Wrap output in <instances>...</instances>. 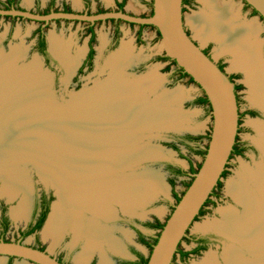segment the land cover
I'll use <instances>...</instances> for the list:
<instances>
[{
	"label": "rangeland",
	"instance_id": "rangeland-1",
	"mask_svg": "<svg viewBox=\"0 0 264 264\" xmlns=\"http://www.w3.org/2000/svg\"><path fill=\"white\" fill-rule=\"evenodd\" d=\"M87 1L89 8H86L82 0H57L55 8L61 9L67 7L80 13L87 10L91 14H96L98 12L118 10L119 7L117 0ZM226 1L233 3L238 9V23L256 22L259 24V30L253 36V40L259 42L262 50L264 45V19L255 13L251 7L247 6L243 0ZM20 5L29 10L36 8L34 0H20ZM40 7L44 10L51 9L53 6H50L49 0H40ZM184 7L185 23L191 36L201 47L209 50L214 60H223L225 70L229 74H235L237 82L241 85L238 92L240 95L242 119L238 143L240 146L247 145V143L253 146L243 154L232 156L231 164L228 167L227 174L223 178V184L220 189L221 199L214 205L208 204L204 216L197 219L190 228V232L220 231L215 226L216 222H222L226 225L231 224V221L223 215V209H233L240 217L244 215L245 210L244 205L227 192L226 187L229 180H242L244 178L251 189H256L254 173L264 164V154L260 147L261 135L251 122L256 120L264 121V109L254 101V96L245 82L246 73L235 64L238 59L235 54L222 50L221 45L215 39H201L196 34V30L189 19L192 15L205 10L206 7L199 0H187ZM124 9L134 15L149 16L153 11V0H127ZM89 25L88 22L64 19L44 24L26 19H9L0 16V55L9 54L11 51H21V56L16 63V68L18 69L31 67L39 63L41 74H45L50 80L49 90L53 98L52 103L55 106L68 105L82 90L101 86L102 83L106 82L118 70L126 82L140 83L145 78H150L148 82L151 84L148 87L150 90L145 93L143 92L142 95L146 96L150 92V104L146 101L145 103L149 106L155 104L160 107L158 108L159 113L157 114L159 116L157 115V117H159L160 122L163 120L165 124L162 122L161 125L158 124L152 128L145 129L143 137L135 142V147H133L134 144L127 143L123 144L126 145L124 147L121 145V149L124 153H128V151L134 149H148L152 152L150 154L152 156H146L147 158L145 160L142 159V161L138 159L139 161L133 163L124 172L120 171L121 174L119 171L111 173L113 176L121 175L125 177V174L127 177L130 176L134 180L132 181L128 178V180H131L129 183L136 182L137 186H139L138 193L141 197L146 196L139 202L136 208H134V204L133 207L131 206L132 202L128 198H124L128 200L121 204L129 207L127 210L130 212H123L117 204L115 205L116 202L112 201L115 210L112 211L110 218L101 217L97 219L92 215V212L84 211L86 223L88 225L92 223L99 225L102 230L107 231L112 238H115L121 244L123 251H115L116 254H114L109 241L106 237H103L100 246L94 250L88 262L79 261L78 257L84 253L86 244L89 241L87 235H83L78 239L75 237L74 231L67 228L60 239L55 242L52 237H44V230L48 220L38 232L22 237L21 230L27 224L28 215L27 217L18 219L14 217L13 211L21 206L23 197H29L28 205L30 209L31 193L28 195L23 191H17L11 197V194L5 191L11 183L10 178L13 175V170L18 169L28 180L30 177L34 191L37 194H42V192L56 193L58 191V187L54 185L49 176L47 177L48 180L45 181L32 162H24V160L29 158L23 159L21 157L17 162L11 161L5 168L3 167L4 169L0 174V216L2 206L4 204L7 205V215L11 222L9 230L4 235L7 240L21 241L30 246L44 248L50 254L61 257L68 264H101L102 258H106L110 264H120L118 261L120 255H129L126 249L127 246L136 247L145 257H149L151 253V248L148 245L142 244L134 231L120 220L128 217L142 222H155L157 220L162 223L166 222L174 206L177 204L176 195L181 196L192 179L189 175L173 178V174L170 171L172 169L171 165L177 164L183 167L184 170L189 171L191 166L197 168L204 157L190 152L187 147L181 144L178 150L170 145L172 142L179 143L178 136L202 135L204 138L200 143V147L205 149L209 142L213 120L206 106L196 101L199 96L203 95V91L198 84L189 80V77L181 79L178 74L173 73L177 69V66L172 65L169 68L168 65L170 63L162 60L164 53L160 48V38L157 28L149 25L141 26L123 20L119 22L111 20L96 22L94 25L95 41L93 42L96 52L89 68L90 64L88 66L86 63L91 37ZM42 26L45 27L44 31L48 41L50 37L51 40L52 38H56L59 41L61 51L53 48V43H51L53 51L57 53L63 64L58 59H56L57 62L55 63L49 60V64H47L44 58L36 51L35 45L38 41L37 31ZM116 30L119 31L118 34H116ZM124 43L125 45H130L131 60L128 66L119 67L117 70V66H112V63L115 61L114 53L120 50ZM82 67L83 70L80 71ZM72 68L73 73H71ZM49 72L53 74V79ZM141 101L143 102L144 100ZM249 110H255L257 114H249ZM117 147L119 148V146ZM153 157L160 159H148ZM58 164L46 163L48 165L47 174L50 175L52 172H57ZM171 181H174V184ZM151 184L155 189L152 186L150 188ZM66 187L68 188V184H66ZM55 201L63 203V199L59 200L57 196L55 197ZM148 232L151 235L149 238L152 239L160 230L151 228ZM224 232L223 230L221 231V233ZM226 233L228 232L224 234ZM227 235L233 237V239L226 237L227 242L223 243L220 247L210 248L201 254H193L186 261H180L179 257H177L175 264H228L226 254L233 250L239 251L242 257H244L243 260L249 258L256 259V256L244 246L245 238L243 236L238 235L234 237L229 233ZM2 236L3 234L0 230V239ZM235 240L241 244L243 243V246ZM181 247L190 249L191 244L184 240ZM0 264L34 263L25 259L13 258L9 260L7 257L0 256Z\"/></svg>",
	"mask_w": 264,
	"mask_h": 264
},
{
	"label": "bare ground",
	"instance_id": "bare-ground-1",
	"mask_svg": "<svg viewBox=\"0 0 264 264\" xmlns=\"http://www.w3.org/2000/svg\"><path fill=\"white\" fill-rule=\"evenodd\" d=\"M199 1L206 9L189 19L196 34L201 39H215L222 50L235 54L238 58L235 64L246 73L245 82L254 101L264 109V61L259 42L253 40L259 24L238 23V9L226 0ZM51 42L53 48L61 51L56 38ZM129 46L124 43L114 53L112 66H117V70L128 66L131 60ZM20 52L0 55V174L9 162H17L22 157L29 158L24 162L34 163L43 178H53L63 203H57L51 212L44 237H52L56 242L67 228L72 229L78 239L87 235L89 241L84 253L78 257L79 261L87 263L103 237L114 251L122 252L121 244L107 231L99 225L86 223L84 211L92 212L97 219L110 218L115 210L112 201L123 211L130 212L129 207L121 203L129 199L132 207L133 204L138 206L146 196L141 197L138 193L136 182L129 183L134 180L130 176L112 174L124 172L136 156L152 153L142 149L125 154L121 149L127 143L135 147L145 129L163 122L157 117L160 107L145 103L149 102L150 92L142 95L150 90V78L140 83L126 82L118 70L101 86L82 90L68 105L55 106L49 90L50 80L41 74L39 63L16 68ZM251 123L261 135L260 147L264 154V121ZM46 163H59L57 172L48 175ZM13 171L5 191L11 197L17 191L30 195L29 180L18 169ZM254 179L255 190L244 178L229 180L227 192L244 205V215L240 217L233 209H223V215L231 224L216 222L215 226L234 237L243 236L244 246L256 259L243 260L242 254L233 250L226 254L228 264H264V164L254 173ZM28 204L29 197H23L21 206L13 211L14 217H27ZM101 264L110 262L102 258Z\"/></svg>",
	"mask_w": 264,
	"mask_h": 264
},
{
	"label": "water",
	"instance_id": "water-1",
	"mask_svg": "<svg viewBox=\"0 0 264 264\" xmlns=\"http://www.w3.org/2000/svg\"><path fill=\"white\" fill-rule=\"evenodd\" d=\"M243 1L248 3L264 19V0ZM0 15L24 17L36 22H44V24H49L51 21L59 19L92 24L98 21L116 19L138 25L153 26L160 33V48L164 55L174 59L178 66L183 68L193 78L194 82L198 84L203 91V95L207 96L211 106L213 122L206 154L201 162V167L194 174L191 184L181 196L180 201L174 206L172 213L165 222L164 228L160 231L159 239L154 245L147 263L172 264L180 244L188 235L201 209L223 178V173L230 162L240 127V111L235 83L187 32L183 0H153V13L149 16H138L121 10H111L96 14L64 11L38 14L15 8L0 9ZM49 51L55 59H58L63 64L60 57L53 51L51 37L49 38ZM49 73L53 79V74ZM71 73H73V68ZM158 124L160 123L156 122L153 126ZM134 151L137 150L134 149ZM146 156L150 157L152 155L144 153L141 156H136L134 163L139 161L138 159H141V161L142 159L145 160ZM148 159L156 160L160 158L153 157ZM33 165L37 168L34 163ZM49 178L53 182V178L51 176ZM44 179L45 181L48 180L47 178ZM29 184L32 202L34 188L30 177ZM55 195L59 200L61 199V194L58 191ZM56 204L57 201H54L51 207L52 211ZM225 236L233 239L226 234ZM235 241L240 243L237 240ZM241 246L243 245L241 244ZM113 253L116 254V252ZM0 256L7 258L13 256L28 260L34 264H63L47 250H41L21 241L0 240Z\"/></svg>",
	"mask_w": 264,
	"mask_h": 264
},
{
	"label": "flooded vegetation",
	"instance_id": "flooded-vegetation-1",
	"mask_svg": "<svg viewBox=\"0 0 264 264\" xmlns=\"http://www.w3.org/2000/svg\"><path fill=\"white\" fill-rule=\"evenodd\" d=\"M34 1L36 2V8L29 10L28 8H25L22 5H20V0H0V9H13V8H15V9L30 11V12L38 13V14H47V13H51L53 11L76 12L75 10L67 8V7H63L61 9L55 8V3L57 0H49L50 6H53V7H51V9H44V10L41 9V7H40V0H34ZM82 1L84 2L86 8H89L88 7L89 6L88 1L87 0H82ZM120 2H121L120 0L119 1L117 0L118 5ZM185 5L186 4H184V6ZM118 10H120L119 7H118ZM118 10H115V11H118ZM123 11H126V10L123 8ZM83 13L91 14L87 10H86V12L84 11ZM98 13H101V12H98ZM0 16H3V15H0ZM3 17L9 18V19H17L18 18V19L30 20V19H27L24 17H18V16H3ZM59 20H61V19H59ZM31 21H33V20H31ZM42 23H44V22H42ZM42 27H39V29ZM43 28L45 29V27H43ZM186 29H187V27H186ZM187 32L190 34V32L188 30H187ZM37 34H38V41H37V44L35 45V49L38 52V54L44 58V60L46 61L47 64H49V60L53 61L54 63L57 62V60L53 57V55L49 51V41L47 39V36H46V42L48 45L47 50H48L49 54L48 55L42 54V52L40 51V48L38 47L40 45V42H41L39 40V32L38 31H37ZM202 49L206 54H208L211 58H213L211 56V54L209 53V50L207 48L202 47ZM89 51H90V49H89ZM261 55H262V59L264 61V45H263L262 50H261ZM215 62L224 72H226L228 74L229 78L235 83L236 95H237L238 106H239V111H240V120H239L240 127L238 130L237 141L235 143V146H234V149H233V152L231 155V159H232V156L243 154L246 150H248L249 148H252L253 146L249 143H247V145L244 144L243 146H240L238 143V141H239L238 138H239V135L241 132V119H242V113L240 110V104H241L240 103V95L238 92L241 85L237 82V78H236L235 74H229L225 70V65H224L223 60L219 59V60H215ZM249 114L256 115L257 112L255 110H249ZM182 137H185V136H182ZM231 159H230L229 164L227 165L226 170L223 173V178L225 177V175L228 172V167L231 164ZM223 178L219 182V184L217 185V187L214 190V192L212 193L211 197L205 203L204 207L201 209L197 219L204 216L205 212L207 211L206 207L208 204L214 205V204H216V202L219 199H221L220 189H221L222 184H223ZM55 197H56V195L54 192H51V193L42 192V194H37L36 191L33 192L32 202L30 204V209H29V213H28L27 224L21 230L22 237H23L24 233H29L28 235H30V234L38 232L39 229H41L38 227L40 226V223L43 221V218L46 215H47V217H46V221H47L48 216L51 213V209H52L51 207H52L53 202L55 201ZM46 221L44 222V224L46 223ZM120 221L123 222L131 230L134 231V233L138 237V240L142 244L148 245V246H151L153 244L154 237L152 239H150L149 237H151V235L148 232L149 229H151L148 226V223L150 221H143L142 222L138 219H131L128 217H124ZM5 225L7 226V231H8L10 226H11V222H10L9 216L7 215V205L4 204L2 206L1 216H0V230H1L2 234L4 231ZM2 239L3 238H1L0 240H2ZM5 240H7V239H5ZM184 240L188 241L191 244V247H190V249H186L184 247H181V244H182L181 243L172 264H175V260L177 257H179L180 261L181 260L186 261L193 254H201L202 252H204L210 248L217 247V246L220 247L223 243L227 242V238H226L225 234L221 233V231H218V230L217 231H200V232H190L189 231L188 235L184 238ZM8 241H10V240H8ZM37 248H39V247H37ZM126 249L129 253V255H120V258L118 259L120 264H125V263L131 264V261L139 260L137 254L135 252H139L140 254H142L141 251H139L136 247H133V246H127ZM43 250H45V249L43 248ZM113 252H115V251H113ZM55 257L60 262H62L63 264H68V262L63 260L61 257H59V256H55Z\"/></svg>",
	"mask_w": 264,
	"mask_h": 264
},
{
	"label": "trees",
	"instance_id": "trees-1",
	"mask_svg": "<svg viewBox=\"0 0 264 264\" xmlns=\"http://www.w3.org/2000/svg\"><path fill=\"white\" fill-rule=\"evenodd\" d=\"M126 3V0H122L120 3H119V9L121 11H123V8H124V5ZM187 3V0H183V4H186ZM247 6H249L248 3H245ZM250 7V6H249ZM255 13H257L256 10H254ZM153 13V11H152ZM258 14V13H257ZM111 21L113 22H119L121 20H116V19H112ZM141 26H146V25H141ZM38 32H39V40L41 41L40 42V45L38 46L40 48V51L42 52V54H46L48 55V50H47V42H46V34H45V31H44V28H40L38 29ZM89 32L91 33V37H90V41H89V45H90V51L88 53V57L86 59V63L90 64L89 68L91 67V64H92V61H93V58H94V55H95V48L93 46V42L95 41V31H94V24L90 23L89 25ZM119 31L116 30V34H118ZM158 35H159V38H160V33L158 31ZM162 60H165V61H168L170 64L168 65V67L170 68L172 65H176L177 66V69L173 72L174 74H178L179 77L181 79H184L186 77H189V80H191L192 82H194L193 78L190 77L185 71L183 68L179 67L177 62L166 56V55H163L162 57ZM83 70V67L80 69V71ZM196 101L200 104H202L203 106H206L209 114H211V106H210V103H209V99L207 98L206 95H202V96H199ZM178 142H172L170 146H172L174 149L178 150L180 149V144L187 147L188 150L194 154H198V155H202V156H205L206 154V151H207V147L204 149V148H201L200 147V143L202 141V139L204 138V136L202 135H197V136H194V135H187L185 137H181V136H178ZM165 163H170V162H165ZM172 169H170V171L172 172L173 174V178L175 177H181V176H186V175H189L190 177H192L191 181L188 183L187 185V188L189 187V185L191 184L192 180H193V176L194 174L197 173L198 169L201 167V163L198 165L197 168H194L193 166L190 167V170L189 171H186L184 170L183 167L177 165V164H173L171 165ZM172 184H174V181H171ZM184 194V193H183ZM182 194V195H183ZM181 195V196H182ZM181 196H178L176 195V200H177V203L180 201L181 199ZM46 217L47 215L43 218V221L40 223V226L38 228H41L44 224V222L46 221ZM148 226L150 228H153V229H156V230H162L165 226V223H162L161 221L157 220L155 222H149L148 223ZM7 231V226L5 225L4 226V231H3V236H2V240H5V233ZM29 233H24L23 234V237H26ZM159 236H160V232L154 237L153 239V244L151 246H149L151 248V251L154 247V245L157 243L158 239H159ZM8 241V240H7ZM41 250H43V248H39ZM139 258V260H136V261H131V264H147L148 263V260H149V257H145L143 256L142 254H140L139 252H135ZM13 256H10L9 257V260H12Z\"/></svg>",
	"mask_w": 264,
	"mask_h": 264
},
{
	"label": "crops",
	"instance_id": "crops-1",
	"mask_svg": "<svg viewBox=\"0 0 264 264\" xmlns=\"http://www.w3.org/2000/svg\"><path fill=\"white\" fill-rule=\"evenodd\" d=\"M127 1V0H126Z\"/></svg>",
	"mask_w": 264,
	"mask_h": 264
}]
</instances>
